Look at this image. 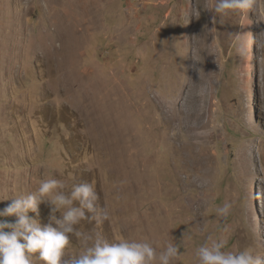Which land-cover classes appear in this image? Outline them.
I'll list each match as a JSON object with an SVG mask.
<instances>
[{"label": "rangeland", "instance_id": "rangeland-1", "mask_svg": "<svg viewBox=\"0 0 264 264\" xmlns=\"http://www.w3.org/2000/svg\"><path fill=\"white\" fill-rule=\"evenodd\" d=\"M214 3L0 0V210L49 177L88 182L108 218L82 231L175 242L176 264L210 235L264 254V0ZM51 209L28 215L55 226Z\"/></svg>", "mask_w": 264, "mask_h": 264}, {"label": "clouds", "instance_id": "clouds-1", "mask_svg": "<svg viewBox=\"0 0 264 264\" xmlns=\"http://www.w3.org/2000/svg\"><path fill=\"white\" fill-rule=\"evenodd\" d=\"M257 7V0H215L211 18L230 14H246ZM12 202L0 210V217H17L15 222L0 220V264H176L180 247L168 242L158 253L147 240L118 239L110 241L101 232H85L77 225L84 220L97 224L108 218L99 203L92 183H72L49 177L40 181L37 190L13 196ZM0 199V201L8 199ZM47 202L54 222L43 226L28 215L38 214V205ZM232 205L225 203L217 214L227 218ZM7 229V231H6ZM79 241L80 250L69 252L71 238ZM198 264H264V254L248 247L229 250L222 236H208L195 250Z\"/></svg>", "mask_w": 264, "mask_h": 264}]
</instances>
